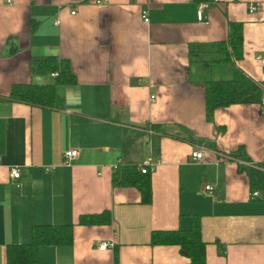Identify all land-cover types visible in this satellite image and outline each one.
Wrapping results in <instances>:
<instances>
[{
  "label": "crops",
  "instance_id": "0c3cea01",
  "mask_svg": "<svg viewBox=\"0 0 264 264\" xmlns=\"http://www.w3.org/2000/svg\"><path fill=\"white\" fill-rule=\"evenodd\" d=\"M97 1L0 0V264L35 225H72L73 242L40 246L34 264H187L150 236L196 222L206 264H264V108H219L208 121L204 87L232 77L218 45L232 23L243 38L234 65L264 84V0H208L204 22L186 0ZM49 57L68 60L75 83L31 74ZM17 84L55 86L54 105L10 100ZM71 149L79 155L65 165ZM147 158L159 161L148 205L112 184ZM104 212L106 225L79 224Z\"/></svg>",
  "mask_w": 264,
  "mask_h": 264
},
{
  "label": "trees",
  "instance_id": "16d2710c",
  "mask_svg": "<svg viewBox=\"0 0 264 264\" xmlns=\"http://www.w3.org/2000/svg\"><path fill=\"white\" fill-rule=\"evenodd\" d=\"M242 26L229 25L226 41L220 42V63L232 65V77L227 80H210L204 83L206 119L211 120L214 110L232 105L262 104L264 84L255 82L234 65L242 58ZM31 74H56V84L72 85L75 77L70 62L66 59L49 57L33 61ZM10 100L29 106L50 108L55 101V86L17 84L10 91ZM114 186L134 187L140 193L143 204H150L152 190L150 174L143 175L137 166L125 167L113 173ZM110 222L108 212L79 217L81 225H106ZM73 242L72 225H35L31 228V241L28 244L8 245L5 251L6 264H34L40 246H70ZM152 246H175L188 260L187 264H206V243L202 240L199 223L190 230H155L151 233Z\"/></svg>",
  "mask_w": 264,
  "mask_h": 264
},
{
  "label": "built area",
  "instance_id": "2783aa9c",
  "mask_svg": "<svg viewBox=\"0 0 264 264\" xmlns=\"http://www.w3.org/2000/svg\"><path fill=\"white\" fill-rule=\"evenodd\" d=\"M188 3H192L194 5H196L197 8V19L199 22H204L206 21V11L209 9L210 3L208 0H186ZM107 0H98L96 2V4H104L106 3ZM257 10L256 7H252L250 6L248 9L249 13H254ZM72 15H74L75 13L72 12ZM143 21L145 23H148V17H147V13L143 12L142 15ZM258 60H263L262 56H259L257 58ZM54 76H56V74H53ZM262 107L264 108V101H262ZM79 155V152L75 149H71L68 150L64 153L63 155V159H64V164L65 165H69L71 161H73L74 159H76ZM204 150L199 149V150H195L192 151L190 154V158H191V163H201L204 159ZM225 160L230 161L232 160L231 156L228 157H224ZM159 163L158 160H155L153 158H147L145 160L142 161L141 164H139L138 170L141 174L143 175H147V174H151L155 167L157 166V164ZM244 165H247L246 163H244ZM11 176L14 179H18L20 174H19V170L18 168H15L12 170L11 172ZM204 191L212 193L213 188L211 186H204ZM260 198V193L258 191H253L250 195V199L252 200H257ZM110 248V245L107 242H102L99 246H98V250L99 251H106Z\"/></svg>",
  "mask_w": 264,
  "mask_h": 264
}]
</instances>
